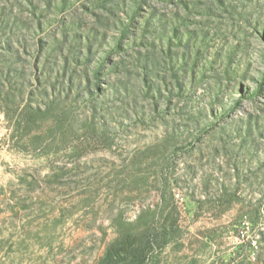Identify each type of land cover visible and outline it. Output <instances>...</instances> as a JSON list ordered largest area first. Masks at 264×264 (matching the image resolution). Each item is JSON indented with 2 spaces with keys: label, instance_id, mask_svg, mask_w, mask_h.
<instances>
[{
  "label": "rangeland",
  "instance_id": "374dc122",
  "mask_svg": "<svg viewBox=\"0 0 264 264\" xmlns=\"http://www.w3.org/2000/svg\"><path fill=\"white\" fill-rule=\"evenodd\" d=\"M155 208L154 264H264V0H0V264Z\"/></svg>",
  "mask_w": 264,
  "mask_h": 264
},
{
  "label": "trees",
  "instance_id": "16d2710c",
  "mask_svg": "<svg viewBox=\"0 0 264 264\" xmlns=\"http://www.w3.org/2000/svg\"><path fill=\"white\" fill-rule=\"evenodd\" d=\"M157 213L156 208L147 209L136 220L127 222L106 246L97 264H154L157 249L170 242L177 231V218L169 230L167 221L160 223L156 218Z\"/></svg>",
  "mask_w": 264,
  "mask_h": 264
}]
</instances>
